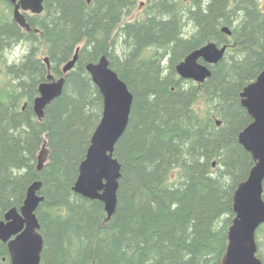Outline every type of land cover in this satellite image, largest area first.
Masks as SVG:
<instances>
[{"label": "trees", "instance_id": "1", "mask_svg": "<svg viewBox=\"0 0 264 264\" xmlns=\"http://www.w3.org/2000/svg\"><path fill=\"white\" fill-rule=\"evenodd\" d=\"M44 7L41 15L26 14L27 31L14 21L12 4L0 0V197L11 186L23 196L0 220L41 181V264H221L234 192L255 165L239 135L252 123L241 94L264 70L259 1L45 0ZM209 42L228 47L209 66L211 77L202 84L181 79L176 66ZM23 44V60L7 63L5 53ZM77 49L63 94L40 121L33 103L49 74L44 58L56 78L64 77ZM104 56L134 97L115 149L122 177L108 222L102 202L74 192L104 106L86 66ZM45 139L50 156L39 172ZM21 160L32 176L25 188L1 173ZM262 235L264 225L259 248ZM258 257L264 261L260 249ZM0 264H10L1 241Z\"/></svg>", "mask_w": 264, "mask_h": 264}, {"label": "water", "instance_id": "2", "mask_svg": "<svg viewBox=\"0 0 264 264\" xmlns=\"http://www.w3.org/2000/svg\"><path fill=\"white\" fill-rule=\"evenodd\" d=\"M14 7V21L23 29L31 31L26 14L41 15L45 0H7ZM92 0H88L91 3ZM232 35L228 27L222 29ZM228 47L209 42L190 53L176 66L183 80L204 83L211 77L209 66L217 65L225 56ZM80 49L63 66L64 77L56 78L51 72L49 58H44L49 74L39 86V95L33 109L40 121L45 112L64 91L66 75L73 71L79 59ZM93 83L103 97L102 118L92 135L86 158L79 167V176L74 192L82 197L100 201L105 206L106 221H110L118 204L119 182L122 165L115 157V149L127 130L134 101L128 85L110 66L106 56L97 63L86 66ZM242 106L252 118V123L239 135L240 145L252 156L255 163L248 178L234 192V218L229 228L228 245L221 264H264L258 257L257 232L264 225V70L256 81L246 86L241 94ZM220 126L221 122L218 121ZM50 149L44 140L38 154L37 170L40 172L48 163ZM215 163L213 167H215ZM41 181L32 183L21 208L9 209L0 220V241L7 244L10 264H41L44 238L36 211L44 201L40 195Z\"/></svg>", "mask_w": 264, "mask_h": 264}, {"label": "rangeland", "instance_id": "3", "mask_svg": "<svg viewBox=\"0 0 264 264\" xmlns=\"http://www.w3.org/2000/svg\"><path fill=\"white\" fill-rule=\"evenodd\" d=\"M258 1L260 4V7L264 10V0H258ZM142 12H143V7H140V9L135 12L134 16L141 15ZM191 31H192V29L190 28L187 30V33L190 35ZM28 49L29 48L27 47V45L23 44V45H19V46L15 47L13 50L7 51L5 53V58H6L7 63H9V64L20 63L23 60V57L25 55H27ZM117 54H118V56H120V55L122 56L123 55L122 50L119 49L117 51ZM1 173H2V175H5V177L11 176L12 181L15 180V181L21 183L23 188L27 187L29 185V182L32 180L30 168H29L28 164L22 160L19 163L16 162L14 165H12L9 170H2ZM10 183H12V182L10 181ZM10 189H11V193L8 195V197H6V196H5L6 198L0 197V214L8 206H10V205L12 206L17 202H21L23 199L22 194L19 195L18 192L16 191V188L11 186ZM260 239L264 243L263 235L260 236ZM258 240H259V238H258ZM259 249L264 253V245Z\"/></svg>", "mask_w": 264, "mask_h": 264}, {"label": "bare ground", "instance_id": "4", "mask_svg": "<svg viewBox=\"0 0 264 264\" xmlns=\"http://www.w3.org/2000/svg\"><path fill=\"white\" fill-rule=\"evenodd\" d=\"M263 260V259H262Z\"/></svg>", "mask_w": 264, "mask_h": 264}]
</instances>
